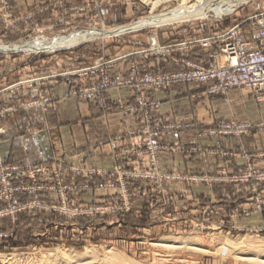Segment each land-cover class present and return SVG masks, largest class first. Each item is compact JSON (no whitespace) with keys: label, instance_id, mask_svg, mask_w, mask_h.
<instances>
[{"label":"rangeland","instance_id":"1","mask_svg":"<svg viewBox=\"0 0 264 264\" xmlns=\"http://www.w3.org/2000/svg\"><path fill=\"white\" fill-rule=\"evenodd\" d=\"M88 1L91 0H70V4L84 10L83 7L86 9ZM97 1L107 4L101 13L97 11V8H94L92 2L89 5L91 9L89 12L86 10L81 13L76 8L72 11L74 20L72 25L68 27L58 25L59 27L42 32L32 31L27 36L5 31L4 24L0 20V47L12 48L16 44L27 41H39L47 44L45 42L59 36L51 38L53 33L67 35V33L80 32L76 30L85 29L82 27L110 30L127 26L121 31L122 33L80 37L72 44L60 45L55 48L0 49V58H15L16 61L12 72L8 71L9 68L7 72L0 69V78L4 75L10 77L11 84L9 85H12L30 78L47 77L58 70H71L76 67H70L65 57L72 56V52H78L77 54L82 59L92 61L97 57L107 56L105 50L108 47L101 48V42L111 43L121 38L128 41L139 38V50L150 44V38L156 33L160 34V40L155 37L158 43L168 37L164 35L168 31L169 33L191 35L195 30H199L200 39H204L213 36L218 27L225 30L234 24L241 23L248 17L264 13V0H249L235 9L224 8L216 12L207 11L203 14L181 16L166 20L161 24L148 23L144 26L135 22L145 20L150 16L166 14L165 12L168 13L177 7L179 1L161 0L153 9L144 0ZM14 2L12 1V6L14 15H16L17 10ZM28 2L30 5L27 11L34 12L43 3V0H28ZM81 14L83 15L81 16ZM54 18L58 17L48 10L40 16L35 15L31 21L26 20L25 22H28L25 24L46 22L45 20L53 21ZM253 22L255 23V21ZM101 23H103V28L100 26ZM254 23L248 26L247 22L246 25H243L245 37L250 34H253V38L255 37L256 24ZM144 42L147 44L142 46ZM199 43L204 46L202 42ZM89 45L91 46L88 48ZM35 61H39V64L34 65L37 66L36 70L30 67L23 69V72L19 71V67L23 68L24 62L28 64ZM5 65L3 63L0 66L4 68ZM2 90L0 89L1 104H16L18 109L15 112L25 110L21 106L24 107L25 103L35 101L39 94L47 95L40 92L35 98L6 103L3 100ZM61 97L56 98L61 99ZM47 165L50 167L48 172L41 173L36 180L38 185L43 186L42 190L15 196L17 204H29V206L22 208L15 215H0V257L13 258L19 264H32L40 263V261L43 263L44 260L52 257L62 258L64 253L71 252V255L85 253L82 257L80 256V259H83L80 264L85 262L104 264L105 262L106 264H251L247 260H242V257H245L244 253L252 254L253 251L243 250V253L239 246L247 240L264 243V233L258 234L251 229L228 233L226 224L229 221L228 215H213L206 220L207 215L202 216L201 212H191V205L198 198L194 191H191L193 185L198 183L192 179L194 174H187L186 179L183 180L164 179L159 182L160 188L153 179L129 177L127 182L130 183V189L124 199L119 195V190L115 189L85 190L81 188L83 182L72 183L68 180L71 174L62 173L57 167L53 168L49 164ZM160 170L164 171L161 165ZM70 171L72 172L71 169ZM74 175L77 179L84 178L82 175ZM178 181L184 182L187 186V192L184 194H187L188 198L185 196L186 202L183 203L187 208L184 214L186 223L179 222L177 214L173 210H171V221L164 217L168 212V209H164L163 206L168 200L166 194L172 193L169 200L175 202V199L178 198L176 196L180 193ZM21 182L27 183V186H32L34 183L30 179H23ZM64 186L70 188L64 189ZM213 194L214 192L210 191L208 201H202L200 198L199 201L203 206H206L212 201L218 200ZM6 204L7 201L3 195L0 198V210L4 209ZM31 205L33 206L30 207ZM230 212L226 211L227 214ZM193 219H199V222L206 220V222L197 228V224L192 223ZM235 224H237L236 221ZM164 237L185 242L177 248H163L156 245V242ZM90 249H93L92 252H87ZM253 254L259 253L254 252ZM259 256H264V253H260Z\"/></svg>","mask_w":264,"mask_h":264},{"label":"crops","instance_id":"2","mask_svg":"<svg viewBox=\"0 0 264 264\" xmlns=\"http://www.w3.org/2000/svg\"><path fill=\"white\" fill-rule=\"evenodd\" d=\"M17 13H23L29 9L28 0H13ZM72 11L84 13L70 4ZM84 8V7H83ZM83 14H81L82 16ZM224 28H216L214 34L222 32ZM194 34L173 33L168 31L166 39L159 41L162 44H173L181 41L198 40L201 38L199 30ZM160 40V34H153ZM253 34L247 35L253 39ZM139 38L131 41L121 38L111 43L101 42V48H107L105 58L120 57L109 71L120 72L123 77L129 75V65L138 63L143 70L152 72L157 65L153 56L145 59L139 50ZM148 42V40H146ZM147 42L142 43L147 44ZM129 43V45L127 44ZM91 45L88 46V48ZM219 47V41H213L208 46H202L198 41L189 43L183 50L173 48L169 57L162 58L159 66L163 71L171 72L184 68L181 60H191L199 63H207L209 53ZM85 48V49H88ZM78 52H72V56L65 57L69 66L81 68L98 62L82 59ZM173 59V60H172ZM41 62L44 60H40ZM15 58H0L2 71L12 72ZM40 62V63H41ZM75 62V63H74ZM8 63V64H7ZM39 61L26 64L19 71L26 68L37 69ZM15 68V67H14ZM29 71V70H28ZM23 72V71H22ZM20 74V73H19ZM16 75V72H15ZM96 79L91 74H81L75 77V81L90 84ZM11 84L10 77L4 75L0 78V89ZM211 84L191 83L174 84L164 90H149L148 97L159 100L158 110L150 112L154 121L162 124L181 123L194 124L173 135L163 134L162 143L180 144L182 146L195 145L198 150L193 153L170 152L160 155L161 168L167 172L194 175H215L223 171L227 175L241 174L246 167V160L242 157L247 154L251 157V164L257 170L264 171V101H257L250 92L240 89H230L225 96L209 95L206 89ZM61 77H50L32 85H24L11 92L3 90L4 102L28 100L35 98L40 92L52 97H63L71 88ZM110 113H104L97 104L87 100L55 99L47 110L40 107H32L29 110H19L11 115L0 118V158L5 163H15L25 166H38L49 164L58 168L62 173L71 174L68 180L72 183L85 182L87 178L77 179L70 171L71 167H99L106 171L111 170L114 158L111 154L108 138L115 133H124L126 130H137L143 125L142 113L135 112L123 116L119 112V104L129 105L136 102V93L132 88L122 87L108 92ZM236 120L248 122L255 127L251 131L240 136L205 135L202 129L212 127L216 122ZM122 148L130 149V140L125 138ZM217 151L210 153L209 150ZM77 179V180H76ZM111 177L106 175L94 177V181H108ZM82 183V184H83ZM178 190L187 192L186 184L178 181ZM197 200L208 201L209 192H214V197L221 202L225 211L237 210L250 203L251 191L248 183L220 181L207 184L204 182L193 185ZM259 190L264 196V182L259 184ZM190 191V190H188ZM200 195V196H198ZM188 198V195L186 194ZM208 198V199H207ZM186 199L180 201L185 203ZM238 225L249 228L264 222V216L253 214L247 218L236 220Z\"/></svg>","mask_w":264,"mask_h":264},{"label":"built area","instance_id":"3","mask_svg":"<svg viewBox=\"0 0 264 264\" xmlns=\"http://www.w3.org/2000/svg\"><path fill=\"white\" fill-rule=\"evenodd\" d=\"M12 1L13 0H0V20L4 24L3 27L5 31L9 33L25 34V36H27L28 33H32V31L42 32L47 29L59 27L58 25L61 27H68L74 23L70 0H43V3L35 9L34 12L26 11L23 13H16L18 16L14 15L15 12L13 10ZM90 3L94 4V8H97V11L100 13L103 8L107 7L106 3H99L97 0H91L86 2L87 7L86 9L84 7L85 12L86 10L88 12L91 10L89 6ZM108 6H111V4H108ZM48 10H51L52 14H56L58 18H54L53 21L45 20L46 22H31L30 25L25 24L31 21L35 15L40 16L45 14ZM26 20L28 21L25 22ZM253 21H255V23ZM247 22L248 26L249 24H256V33L253 39L246 38L244 35L243 25H246ZM100 26L103 28V23H101ZM82 28L89 29L90 27ZM57 35H60V33H53L51 38ZM217 40L219 41V47L209 53L208 61L205 64L191 60H181L184 68L171 72L163 71L159 66V61L162 58L169 57V53L173 48L183 50L189 43L195 41L202 42L204 46H208L213 41ZM149 43L150 44L145 45L146 47L144 49L133 53H140L145 59L153 56L157 65L152 72L145 71L138 63L132 62L128 68L129 75L123 77L120 72L110 73L109 71L122 56L114 58L101 57L98 59V62L89 66L65 71L58 70L47 77L30 78L26 81L13 83L3 89L13 92L25 84L32 85L50 77H61L68 84L72 85L70 90L61 97V99L69 98L92 101L106 114L111 112L108 101V92L110 90L122 87H129L134 90L136 93V102L129 105L120 103L119 112L123 116L141 112L143 125L137 130L129 129L124 133H115L108 138L107 143L110 146L111 154L114 158V165L111 170L106 171L94 166L71 167L73 174L82 175L87 178L81 186V188L85 190L115 189L119 190V195L125 199L130 189V183L127 182L129 177L135 179H153L156 181L159 188L161 186L159 182L164 179H186V175L184 174L160 170V155L170 152L193 153L198 150V147L195 145L182 146L180 144L162 143L160 138L163 134L173 135L174 133L189 127H194L195 125L181 123L162 124L154 121L150 116V112L158 110L160 102L159 100L148 97L149 90H164L174 84L180 83L191 84L211 82L206 89V93L209 95L219 94L225 96L230 89L240 88L250 92L257 101H264V13L248 17L241 23L234 24L222 32L208 38L181 41L173 44H160L156 38L152 36ZM81 74H91L96 76V79L90 84L82 82L78 84L75 81V77ZM38 96V99L25 103V106H21V108L29 110L33 106H37L45 111L49 104L57 99L56 97L43 94H39ZM16 109H18L16 104L2 105L0 101V118L13 114ZM255 127H262V125H253L248 122L230 120L216 122L214 126L202 129V132L209 136H240L251 131ZM1 132H3L2 127H0V133ZM125 138L130 140V149L121 147ZM209 151L210 153H217L214 149ZM242 157L246 160V167L241 174L229 176L225 172L220 171L215 175H195L192 179L196 181V183L204 182L211 184V182L213 183L215 181L248 183L251 191L250 203L227 214L221 206H218L221 205V202L218 200L212 201L206 206H203L199 200H196L191 205L190 210L195 213L201 212L202 216L207 215L206 220L210 218L209 216L213 215H228L229 221L226 223L228 226V233L251 229L261 234L264 233V222L257 226H250L249 228L235 224L236 219L243 217L247 218L253 214H261L264 216V196L259 190V184L264 182V171L257 170L253 167L249 155L243 154ZM49 168L47 164L25 166L15 163H5L0 158V198L4 195L7 201L6 207L0 210V215H15L21 211L22 208L29 206V204H17L15 196L23 193H35L42 190L43 186L38 185L36 180L41 173L48 172ZM106 175L113 177V179L114 177L116 178L108 181H94V177ZM23 179H30L34 183L32 186H27V183L21 182ZM69 188V186H64V189ZM144 190H147V188H144ZM166 195L168 200H166L163 206L164 209H168V212L164 217L170 220L172 214L171 210H173V212L177 214V220L186 223L184 214L187 208L183 203L180 204V201L186 198L184 192H180L178 196H176V198H178L175 199V202L169 200L172 193H167ZM32 206L33 205L30 207ZM198 220L199 219H193L192 223L197 224V228H200L206 220L201 221L202 223ZM218 228L222 229L221 227Z\"/></svg>","mask_w":264,"mask_h":264},{"label":"bare ground","instance_id":"4","mask_svg":"<svg viewBox=\"0 0 264 264\" xmlns=\"http://www.w3.org/2000/svg\"><path fill=\"white\" fill-rule=\"evenodd\" d=\"M147 2L151 8L153 9L158 2L161 0H144ZM163 1V0H162ZM178 6L172 9L170 12H165L166 14H161L159 16H150L149 18H146L145 20L135 22L138 25H144L148 23H158L161 24L162 22L170 19H176L181 16H186V15H197V14H203L207 11H218L224 8L227 9H235L236 7L244 4L245 2H248L249 0H178ZM133 23V24H135ZM145 26V25H144ZM127 26L125 27H116L110 30L107 29H95V28H90L87 30H83L80 32H73L69 33L67 35H59L52 40L45 42L47 44H44L39 41H32V42H24V43H19L16 44L12 47H0V49H32V50H37V49H49V48H55L60 45H69L72 44L76 41V39H80V37H85V36H94V35H105L109 33H118L126 29ZM122 33V32H121ZM168 239V240H167ZM176 240V241H174ZM170 240L169 237H164L161 240L156 242V245L161 246V247H169V248H177L179 245L183 244L185 241H177V239ZM260 240V239H259ZM262 240V239H261ZM264 242V241H263ZM154 243V242H153ZM221 244V243H220ZM223 244V243H222ZM238 244V243H237ZM243 245L239 246V249L241 251H253L252 254L250 253H244L245 257H242V260H247L251 262V264H264V256H259L260 253H264V243L260 244L255 241H250L247 240ZM155 246V245H154ZM183 247V246H181ZM180 247V248H181ZM202 247V246H201ZM223 248V246H222ZM90 249L87 252H92ZM208 251V250H207ZM206 251V252H207ZM259 253V254H253V253ZM78 254V255H77ZM85 254V253H84ZM83 254V255H84ZM81 253H74V255H71V252L64 253L62 258H50L47 259L46 261L44 260L43 263L40 261V263H32V264H80V261L83 259H80L83 256ZM91 255V254H90ZM81 256V257H80ZM78 257V258H77ZM76 258V259H75ZM0 264H19L17 261H14L13 258H7V257H0ZM31 264V263H29ZM82 264H104V263H82ZM106 264V262H105ZM113 264V263H110Z\"/></svg>","mask_w":264,"mask_h":264}]
</instances>
